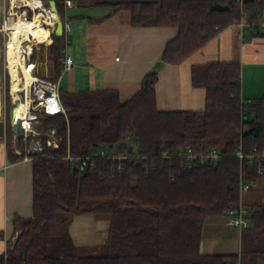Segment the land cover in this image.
<instances>
[{"label":"trees","instance_id":"trees-1","mask_svg":"<svg viewBox=\"0 0 264 264\" xmlns=\"http://www.w3.org/2000/svg\"><path fill=\"white\" fill-rule=\"evenodd\" d=\"M44 1L50 5L51 0ZM54 1L66 20V0ZM73 1L128 9L134 26L175 27L177 34L167 41L161 57L172 65L186 61L242 18L249 35H264V0ZM218 3L229 9H210ZM51 39L34 47L31 62L47 57L51 73L44 77L58 82L65 34L53 31ZM1 63L6 112L13 104L11 77L4 67L5 45ZM192 80L205 90V104L199 110L159 109L157 70L146 73L126 100L114 88L59 89L66 111L38 112L43 150L31 154L33 215L14 217L16 239L0 254V264H245L246 254H264V250L242 255L200 250L205 222L226 216L239 204L241 174L252 184L264 180V174L235 156L241 143L245 151L264 148V95L249 100L244 110L249 118L242 121L239 62L194 65ZM6 123L8 157L18 160L22 155L14 152L12 110ZM52 130L58 146L47 144V132ZM17 143L24 150L22 136ZM188 146L198 155L217 148L222 156L200 161L179 156ZM248 207L250 226L244 234L257 243L264 238V202ZM59 212L66 214L65 223L75 215L107 216L106 252L77 254L68 231L47 240L45 225ZM251 262L257 264L255 259Z\"/></svg>","mask_w":264,"mask_h":264},{"label":"crops","instance_id":"crops-1","mask_svg":"<svg viewBox=\"0 0 264 264\" xmlns=\"http://www.w3.org/2000/svg\"><path fill=\"white\" fill-rule=\"evenodd\" d=\"M72 7H65V11ZM121 10L81 17L71 23L76 46L66 49L75 65L64 71L58 86L61 90L78 92L114 88L120 97L132 96L140 87L146 73L155 70L162 61L167 41L177 34L175 27L134 26L131 19L122 21ZM68 19L67 14L65 15ZM97 21V22H96ZM100 23V25H95ZM264 32V13L262 16ZM75 26V27H74ZM86 26V30L83 28ZM95 28V29H94ZM240 23H234L210 40L203 48L178 65L164 63L157 70V105L162 110H199L205 104V90L192 80V68L211 61L239 62L241 66V95L252 100L264 95V35L248 36ZM85 33L83 34V31ZM46 42V44H49ZM40 75H50V61L38 62ZM129 97V98H130ZM126 100V99H125ZM2 101V99H1ZM5 111V110H4ZM16 134V133H15ZM14 134V135H15ZM14 152L16 147L13 137ZM6 116H0V254L9 241L16 239L13 219L16 215H33V166L31 160H12L7 151ZM242 194V200H243ZM100 231L102 233L100 234ZM108 224L99 222L92 214L77 215L68 225V233L77 246L106 243ZM244 229L232 226L226 216L209 218L203 227L201 253L238 254L264 250V238L253 241ZM101 236V237H100ZM100 237V238H99ZM251 240L250 246L245 242ZM259 242V243H258ZM258 244L262 248H258ZM245 264H264V254H246Z\"/></svg>","mask_w":264,"mask_h":264},{"label":"built area","instance_id":"built-area-1","mask_svg":"<svg viewBox=\"0 0 264 264\" xmlns=\"http://www.w3.org/2000/svg\"><path fill=\"white\" fill-rule=\"evenodd\" d=\"M75 2L73 0H66L65 7H73ZM59 12L53 10L51 5H47L44 0H0V34L4 36L6 49L11 40V37L18 29L22 22H27L33 20L36 16L39 17V23L48 30L47 39L52 42L51 34L56 29L57 19ZM238 23H240L244 28L246 27V21L242 18ZM20 37L18 42L23 41L24 47L22 48L20 54L22 60L28 67H32L33 79L29 86L26 88L24 84H20V90L18 94L23 96L16 100L15 104L12 106V124H19V133L14 135V141H18V136H22L24 150L18 148L16 152L24 160H31V154L35 152H41L43 150V142L41 139L40 126L42 120L38 115V112L45 111L47 113H57L65 112L66 109L63 106L60 94L59 86L57 82H53L50 79L39 74L38 62H31L34 47L38 44L45 43V41L38 40H26L28 38L24 27H21ZM71 24L68 19L63 20V34H65L66 46L64 49V55L62 59L63 68L62 73L66 70L72 69L75 65L73 57L67 53V42L66 34L70 32ZM5 67L8 69L11 75L8 62H6ZM13 93V92H12ZM14 94H11L13 98ZM33 95V97H32ZM15 97V96H14ZM13 101V100H12ZM20 101L28 102L27 112L24 117L17 118L14 116L13 108L17 106ZM242 112L241 120H247L248 114L244 112L247 109L249 100L243 99L241 95ZM18 144V143H17ZM47 144L49 146H58V140L55 136V130L47 132ZM24 152V153H23ZM101 153L108 155L106 150H101ZM179 156L185 157L189 160L196 159L200 161L204 158H210L213 160L218 159L222 156L221 152L217 148H212L206 154L198 155L193 152L191 147H187L184 151L178 153ZM111 157H117L116 155L109 154ZM242 163L246 162L250 169H256L258 174H264V148L260 149L254 147L250 151H245L243 144L241 143L237 151L235 152ZM69 157V156H68ZM119 158L122 156H118ZM124 157V156H123ZM85 161L83 162V166ZM252 183L244 179L243 174H241L240 180V202L237 206L231 207L227 213L226 218L228 222L238 228L245 229L250 226V208L241 201L242 194L251 188Z\"/></svg>","mask_w":264,"mask_h":264},{"label":"rangeland","instance_id":"rangeland-1","mask_svg":"<svg viewBox=\"0 0 264 264\" xmlns=\"http://www.w3.org/2000/svg\"><path fill=\"white\" fill-rule=\"evenodd\" d=\"M110 10H111V7H109L107 5L106 6H90V5H87V4H75L72 8L67 9L66 14H67V17H68V21L74 24L75 21H79L81 17H84L82 19L85 20V22H86L87 21V17H89V18L93 17V16L95 17V16H98V15H101V14H104V13H108ZM121 12L122 13H121L120 17L122 18V21L125 20V19H128V18L131 19L130 11L128 9H121ZM95 25H100V23H96ZM83 28L86 30V26H84ZM245 30L246 29H244V31ZM74 33L75 32L70 31V32H68L66 34L67 42H69L67 44L66 48L69 47L70 49H72L73 46H76V41L74 39V37H75ZM84 33H85V31H83V34ZM245 33H246V35H245L246 37L250 36L249 35L250 32L245 31ZM4 43H5L4 36L2 34H0V48H1L0 71L3 69V66H2V63H1V56H2V53H3V45H4ZM160 61H158L156 63V66L158 65V63ZM5 62H7L6 44H5ZM160 67H161V65L156 67L155 70H158ZM0 74H1V89H2L1 90L2 91V115L5 118L7 113H8V115H10L11 110H12V105H9L10 108H8V111L7 110H6V112L4 111L5 110V104H4V75H3L4 72L1 71ZM10 77H11V94H13L12 93L13 90H14L13 76L10 75ZM17 89H18V87H17ZM14 96H16V95H13V98H12V100H13L12 102L13 103L15 102V97ZM32 97H33V95H32ZM129 97L130 96H128V95H123V97L121 99L125 100V99H128ZM21 98L23 99V96ZM15 144H16L17 148H21L20 146H18L17 142H15ZM241 201H243L246 206H250V205H252L254 203H263L264 202V180H261V181H259L257 183L252 184L251 188L248 191L244 192L243 200H242V197H241ZM65 216H66V214L64 212H59L56 215L55 219H53L52 221L48 222L45 225L44 231H45V238L47 240H50V239L54 238L55 236H57V235H59L61 233H67L68 225L71 223L72 217H71V219H70V221L68 223H65V221L67 220V219H65ZM75 216H77V215H75ZM93 217L97 218V220L99 222H101V224L102 223L103 224L104 223L108 224V222H109V218L107 216H105V215H93ZM101 233H102V231H100V234ZM247 239L248 240H246V242H245V247L250 246L251 240L249 239V237ZM98 241H99L98 245L77 246V248H76L77 249V254H79V255H102V254H104L106 252L105 245L101 244L100 240H98ZM258 248H262V246L260 244H258Z\"/></svg>","mask_w":264,"mask_h":264},{"label":"bare ground","instance_id":"bare-ground-1","mask_svg":"<svg viewBox=\"0 0 264 264\" xmlns=\"http://www.w3.org/2000/svg\"><path fill=\"white\" fill-rule=\"evenodd\" d=\"M21 27H24L27 34L28 39L30 40H38V41H45L48 42L50 40L47 39L48 30L42 26L39 23V17H35L33 20L22 22L18 29L14 31L11 40L7 46V62L9 64L11 76H13V82H14V90L13 94L16 95V100L20 98V94H18L20 90V84H24L26 88H29L32 79H33V73H32V67H28V65L25 64V62L22 60L21 57V50L24 47V44L21 42H18V38L20 37V30ZM0 55H1V48H0ZM1 72V71H0ZM18 87V89H17ZM1 74H0V116L2 115V91H1ZM29 102V101H28ZM28 102L20 101V103L13 108L14 116L17 118L24 117L27 108H28Z\"/></svg>","mask_w":264,"mask_h":264},{"label":"water","instance_id":"water-1","mask_svg":"<svg viewBox=\"0 0 264 264\" xmlns=\"http://www.w3.org/2000/svg\"><path fill=\"white\" fill-rule=\"evenodd\" d=\"M50 5L53 7V10L58 12V8H57V5H56V2L54 0H51L50 1ZM211 10H217V11H224V10H228L229 7L227 5H222V4H213L211 7H210ZM55 32L57 35L61 36L63 34V20L62 18L60 17V15L58 14V19H57V24H56V29H55ZM163 64V61H160L158 63V66L162 65ZM19 124H16L13 126V130L16 134L19 133Z\"/></svg>","mask_w":264,"mask_h":264}]
</instances>
